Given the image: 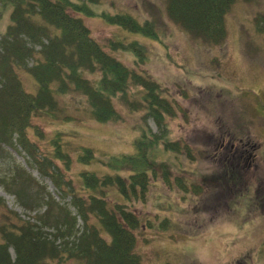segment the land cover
I'll return each instance as SVG.
<instances>
[{
	"label": "trees",
	"instance_id": "16d2710c",
	"mask_svg": "<svg viewBox=\"0 0 264 264\" xmlns=\"http://www.w3.org/2000/svg\"><path fill=\"white\" fill-rule=\"evenodd\" d=\"M239 1L162 0L172 24L199 47H203L201 43L212 46L227 41L228 12ZM110 2L111 5L106 0H0V24L3 14L9 18L0 31V153L1 143L25 151L39 175L48 177L60 199L69 197L67 203L73 206L71 211L67 203L47 197L39 187L34 194H43L41 204L45 209L30 221L8 208L0 196V264H143L135 251L142 223L154 227L157 221L155 227L161 231L174 227L171 211L165 210L187 205L188 196L201 194L203 182L207 184L205 177L196 183L188 177L189 183L183 180L187 164L184 160L197 164L198 149L185 137L173 139L168 119L178 112L175 96L169 94L158 76L151 74V64L171 57L161 38L162 30L151 15H140L137 8L113 7L116 0ZM88 18L116 29L107 42L101 43L93 36ZM258 22L257 18L249 23L255 28ZM153 47H158L157 53L151 50ZM116 52L127 53L130 61L118 58ZM181 67L189 74L188 67ZM23 72L33 79L29 84L34 90L22 85ZM202 72L209 75L208 71ZM176 88L186 94L181 83H176ZM58 98L63 102L59 103ZM74 110L98 125L124 123L131 112H143L154 119L158 133L143 131L141 128L148 126L142 123L132 140V152L101 157L104 167L91 169L89 166L98 158L92 144L97 139L93 132H66L59 126L77 120ZM34 117L53 122L51 132L43 133V127L32 123ZM222 130L219 125L218 136L210 134L211 140L219 143L226 138ZM38 142H43L42 149ZM45 147L48 151H44ZM198 147L206 153L204 146ZM224 153L232 162L222 161L221 176L227 173L230 180L234 171L236 177L240 176L242 170L231 166L235 164L232 152ZM161 154L166 156L161 159ZM72 165L80 166L74 173L78 185L72 182L73 177H65ZM187 172V176L195 174V169ZM24 173L16 169L8 185L18 183L14 192L23 205L39 206V198L29 202L30 194L26 192L32 189L33 179ZM21 174L24 179L17 180ZM164 184L180 197L179 205L164 200V206L162 194L152 190ZM154 194L156 201H161L156 209L163 214L159 218L155 211L154 216L147 214L144 220L131 207L147 205ZM167 204L171 207L167 208ZM193 213L196 215V211ZM50 228L53 231L47 230Z\"/></svg>",
	"mask_w": 264,
	"mask_h": 264
},
{
	"label": "rangeland",
	"instance_id": "374dc122",
	"mask_svg": "<svg viewBox=\"0 0 264 264\" xmlns=\"http://www.w3.org/2000/svg\"><path fill=\"white\" fill-rule=\"evenodd\" d=\"M110 1L106 0L107 4L111 5ZM245 1H239L228 12L227 41L222 45L212 46L201 43L200 46L203 47H199L196 41H189L190 39L185 38L183 32L172 24L162 0H116L113 4V7L117 8L122 6L131 10L137 8V13L140 15L142 12L145 15H151L155 18L158 28L162 30L161 38L171 57L169 61H155L151 64V74L158 76L163 81L161 84H166L165 89L168 87L169 94L175 96L174 104L178 105L176 116L168 119L170 131L174 136L171 138L180 140L185 137L198 149L196 155H199V158L196 166L192 165L193 163L190 164L187 159L184 160L187 164L184 165L186 166V178L183 177V180L189 183L188 178H190L194 182H200V179L205 177L207 182V184L203 182L204 187L201 194L188 196L189 201L187 205L185 204L186 206L182 205L177 210H165L166 212L171 211L169 215L176 224L174 227L161 231L155 227L157 221L154 227L149 226L148 222L142 223L144 227L137 231L135 251L141 255L143 264H166L164 262L167 260L168 262L172 260V263L167 264H227L224 261L231 264L237 260L240 263L232 264H264V120L262 119L264 118V20H262L264 0H250L247 3ZM257 18L259 22L255 28L260 31L252 28L249 23ZM1 19L0 31L2 32L9 23V18L3 14ZM86 22L93 36L101 43L107 42L116 30L96 19L88 18ZM151 50L157 53L159 49L153 47ZM123 53L116 52L114 55L129 62L131 57ZM253 63H259V65ZM181 66L188 67L189 74L186 73L187 70L183 72ZM255 69L257 73H253ZM203 70L208 71L209 75H204ZM217 72L224 77L222 78ZM25 75L22 73L21 78L29 88L30 84ZM259 80L263 88L260 87ZM176 83L182 84V90L186 91V94L179 92ZM58 101L63 102L59 98ZM73 113L77 117L74 123H59V126L66 132L71 131L70 129L93 132L97 139L92 144L97 149L91 144L86 145L93 147L98 158L97 163H93L95 165L89 166L91 169H97V165L105 164V160L100 159L101 157L128 152L132 149L131 139L134 140L138 130L157 131L154 119L144 116L143 112H131L130 115L125 116L124 123L104 125L88 120L82 112L74 110ZM145 122L148 127L140 129L141 124ZM32 123L43 127V133H50L54 124L53 122L49 124L40 117H34ZM219 125L222 129L224 128L222 132L229 140H227L228 144L239 140L232 137L235 136L242 137L250 149L256 148L252 151V153L256 152L255 160L252 162L255 167L253 164L250 168L244 166L243 168L247 167V171L242 169L238 177L235 176L234 171L230 180L227 173L221 176V171H219V168L223 169L220 167L222 161L226 159L230 161V159L228 155H225V149L220 152L213 150L218 141L211 140L209 136L210 134L218 136ZM132 129H135L134 134H132ZM38 144L42 149L43 142H38ZM200 145L205 147V154L203 149L198 147ZM3 147L5 151L0 153L2 154L0 157V196L6 201L8 208L15 210L23 219L29 218L30 221H35V218L44 211L45 206L41 204L43 194L57 199L61 204L70 201L69 197L64 200L60 199L57 187L48 177L39 175L32 166L33 161L28 158L25 151L6 144ZM236 149V146L233 147V153L237 157L239 151ZM46 150L48 151V147H45L44 151ZM162 156L164 158L166 155L161 154V159ZM229 161L226 160L225 164ZM55 162L62 165V162ZM241 165H244V162ZM231 166L236 168L235 164ZM79 167L72 165L71 170L65 175L67 179L73 177L72 182L76 185L78 184L74 173L80 169ZM16 169H20L26 175L29 174V177L33 179L30 183L33 187L26 193L30 194L29 202L34 198H39V206L34 203L23 205L15 196L18 194L14 193L18 183L14 185L11 182L10 185L13 187L8 185ZM194 169L195 174L187 176V170ZM16 179H23V175L21 174ZM173 181L172 179V183ZM174 184L177 185L178 182L174 181ZM230 185L234 187L231 189ZM39 187L43 194H34ZM190 189L191 187L188 188V192L193 195ZM18 190L24 192V188ZM152 190L162 194L160 199L163 200L164 206L168 201L179 205L180 197L174 196L171 189L167 188V184H164V187L163 185L159 188L153 187ZM155 194L149 198L147 205L137 204L134 208L131 207L144 220L147 214L154 216L158 211L159 218L163 214L156 209L161 201H156ZM67 206L71 211L73 210L72 205L67 203ZM168 207L171 206L167 204ZM198 208L202 211H197L194 215L193 211ZM230 213L233 215L228 220L227 215ZM219 216L226 220V223L222 222L224 228L215 227V225L212 229H205V224L208 223H205L204 219L212 222L213 218ZM159 218L156 219L159 220ZM47 230L53 231L51 228ZM180 233L183 235L181 236ZM10 254L11 257L14 256L12 250ZM241 254L243 257H240ZM243 258L246 259L242 263Z\"/></svg>",
	"mask_w": 264,
	"mask_h": 264
},
{
	"label": "flooded vegetation",
	"instance_id": "af4514ba",
	"mask_svg": "<svg viewBox=\"0 0 264 264\" xmlns=\"http://www.w3.org/2000/svg\"><path fill=\"white\" fill-rule=\"evenodd\" d=\"M232 137L236 138V139H239V140H234L233 143L228 144L227 143L229 141L228 139L221 138L219 140V143L216 144L215 150L216 151L217 150L219 151V149H220V151H223V149L230 150V152H232V155L234 156L235 167L236 168L239 167L241 170L242 169H246V171H247V167L246 168H243V167L244 166H248V168H250L251 164H253L252 162H254V160H255L256 152L252 153V151H254L256 148L254 147V148L250 149L248 146H246V143L244 142V139H242V137H235V136H232ZM227 144L229 145V147H227ZM235 146L237 147L236 150L239 151V152H237L238 153L237 157L233 153V147H235ZM217 148H219V149H217ZM247 152H249V154H247ZM245 155H246V157H244ZM231 162L232 161H230V163ZM242 162H244V165H241ZM253 167H255L254 164H253Z\"/></svg>",
	"mask_w": 264,
	"mask_h": 264
},
{
	"label": "bare ground",
	"instance_id": "6f19581e",
	"mask_svg": "<svg viewBox=\"0 0 264 264\" xmlns=\"http://www.w3.org/2000/svg\"><path fill=\"white\" fill-rule=\"evenodd\" d=\"M2 195H4V194H2Z\"/></svg>",
	"mask_w": 264,
	"mask_h": 264
}]
</instances>
